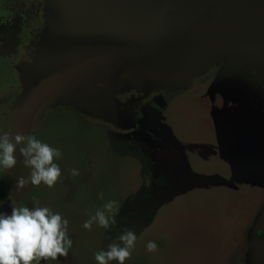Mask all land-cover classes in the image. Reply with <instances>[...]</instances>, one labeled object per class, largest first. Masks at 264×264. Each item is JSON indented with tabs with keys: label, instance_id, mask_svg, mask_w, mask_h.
Instances as JSON below:
<instances>
[{
	"label": "rangeland",
	"instance_id": "rangeland-1",
	"mask_svg": "<svg viewBox=\"0 0 264 264\" xmlns=\"http://www.w3.org/2000/svg\"><path fill=\"white\" fill-rule=\"evenodd\" d=\"M46 1L0 0V129L11 132L13 114L18 117L31 93L25 72L42 63L54 44ZM177 3L163 4L165 38H152L175 50L180 62L197 66L203 54L236 48L233 40L222 38L223 31L228 36L247 32L215 19L216 32L203 40L200 36L210 32L205 17ZM196 38L201 41H191ZM263 43L250 44L255 50L246 45L236 59L216 58L206 69L195 67L189 80L174 78L167 89L156 88L147 75L132 74L131 64L77 56L72 75L95 90L108 88L98 92L126 113L135 109V123L117 128L94 117L99 113H83L78 102L47 92L53 106L25 135L61 150L55 160L61 176L52 187L29 183L17 191L16 178L30 175L17 153V165L4 171L11 186L3 181L0 187V212L10 214L12 205L47 206L68 220L73 246L67 257L41 264H97V250H108L113 242L124 246L118 237L125 230L137 236L125 264H249L248 238L264 209ZM227 60L238 61L242 69L218 64ZM109 201L116 202L109 213L115 224L105 229L94 222L84 229V222ZM149 241L156 242L155 251H148Z\"/></svg>",
	"mask_w": 264,
	"mask_h": 264
},
{
	"label": "water",
	"instance_id": "water-1",
	"mask_svg": "<svg viewBox=\"0 0 264 264\" xmlns=\"http://www.w3.org/2000/svg\"><path fill=\"white\" fill-rule=\"evenodd\" d=\"M166 1H174L175 4L181 2L195 9L200 18L205 17L204 22L210 32L205 37L200 36L203 40L211 39V34L216 32L211 24L215 19L220 21L223 27L239 30L244 28L247 32L231 33V36H228L226 31H223L220 33L222 38L233 40V46L236 48L210 53L207 57L203 54V59L197 66L192 65L190 61L180 62L175 50L163 41H155L152 38L159 34L162 35L159 38H165L163 29L166 25L167 8L163 4H166ZM178 5L181 4L177 3L176 6ZM46 6H49L53 14L50 37L54 44L42 63L25 72L29 78L31 93L28 95V104L23 106L18 117L13 114L11 132L14 135L27 134L29 127L42 111L53 106L46 100L47 92L52 91L78 102V105L85 107L83 113L87 115H91L92 111L99 113V117L93 113L92 115L110 121L117 128L134 125L135 109L126 113L111 99L104 98L105 96L98 92L104 93L108 88L102 86L99 87L100 90H95L72 75L74 73L72 63L79 55L92 54L93 59L99 58L100 61L131 64L130 68L134 69L132 74L147 75L146 78L157 83L156 88L167 89L174 78L189 80L195 73V67L206 69L216 63V58L236 59L238 53L241 56L240 50L247 47L246 45L251 47L249 50H255L264 41V0H47ZM162 8L166 10L162 12ZM177 29L175 25L174 35L178 34ZM191 41L201 40L196 38ZM236 42L244 46H237ZM250 44L257 47L252 49L254 46ZM218 64L231 68L235 66V70L241 68L238 61L233 63L227 60ZM168 73L174 75L168 76ZM156 74L163 78H157ZM99 82L97 81V86ZM203 177L204 175L201 176V181ZM213 177L214 175L211 177L212 183ZM233 177L235 176L232 172L231 178ZM222 178L226 183L234 184ZM254 228L251 237L248 238V263L264 264V209Z\"/></svg>",
	"mask_w": 264,
	"mask_h": 264
},
{
	"label": "clouds",
	"instance_id": "clouds-1",
	"mask_svg": "<svg viewBox=\"0 0 264 264\" xmlns=\"http://www.w3.org/2000/svg\"><path fill=\"white\" fill-rule=\"evenodd\" d=\"M17 153L23 157V165L30 169L28 177L16 178L15 188L20 191L27 184L38 186L41 183L52 187L61 176V168L55 160L62 155L61 150L38 139L33 134L22 135L0 129V172L14 168ZM73 175H79L72 169ZM101 198L103 193H100ZM115 201L103 205L95 215L86 220L84 229L90 230L93 223L105 229L115 224L112 213ZM137 236L131 230H125L118 237L123 243L113 242L108 250L99 249L95 253L97 264H109L118 261L125 264L131 257ZM73 240L68 235V220L59 212H53L47 206H15L11 213L0 212V264H41L42 261H58V256L67 257ZM148 251L157 249L155 241L147 243Z\"/></svg>",
	"mask_w": 264,
	"mask_h": 264
},
{
	"label": "trees",
	"instance_id": "trees-1",
	"mask_svg": "<svg viewBox=\"0 0 264 264\" xmlns=\"http://www.w3.org/2000/svg\"><path fill=\"white\" fill-rule=\"evenodd\" d=\"M5 175L6 174H4V171L3 172H0V187L1 186H3L2 185V183H3V181H4V177H5ZM8 184V189H9V187L11 186V184H10V182L8 183V182H6V181H4V185H7ZM14 189H16L15 187H14ZM15 192H12V194L15 196V197H18V195L15 193ZM9 195V194H8Z\"/></svg>",
	"mask_w": 264,
	"mask_h": 264
},
{
	"label": "flooded vegetation",
	"instance_id": "flooded-vegetation-1",
	"mask_svg": "<svg viewBox=\"0 0 264 264\" xmlns=\"http://www.w3.org/2000/svg\"><path fill=\"white\" fill-rule=\"evenodd\" d=\"M21 3H22V2H21ZM21 3L18 2L17 4H21ZM23 3H24V2H23ZM28 4H29V3H28ZM16 38H17V37H16ZM3 39H4V36L1 35V36H0V40H3ZM17 39H19V38H17ZM1 51H2V50L0 49V54H1ZM146 101H148V99L145 100V98H144V99H143V102H146ZM152 102H153V101H151V103H152ZM121 132H122V131H121Z\"/></svg>",
	"mask_w": 264,
	"mask_h": 264
}]
</instances>
